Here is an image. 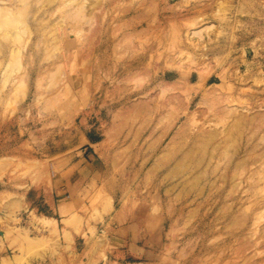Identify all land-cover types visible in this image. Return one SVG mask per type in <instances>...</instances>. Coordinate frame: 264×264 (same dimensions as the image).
<instances>
[{
    "label": "rangeland",
    "instance_id": "obj_1",
    "mask_svg": "<svg viewBox=\"0 0 264 264\" xmlns=\"http://www.w3.org/2000/svg\"><path fill=\"white\" fill-rule=\"evenodd\" d=\"M0 264H264V0H0Z\"/></svg>",
    "mask_w": 264,
    "mask_h": 264
},
{
    "label": "crops",
    "instance_id": "obj_2",
    "mask_svg": "<svg viewBox=\"0 0 264 264\" xmlns=\"http://www.w3.org/2000/svg\"><path fill=\"white\" fill-rule=\"evenodd\" d=\"M88 148H89V151H91L90 154L95 155L94 150H92V148H91L90 146H89ZM86 149H87V148H86ZM86 149H84V151L81 152V155H82L83 157L86 158V160H84V163L88 165V164L91 163V161H93L94 156H92L91 158H89L88 154H85ZM90 156H91V155H90ZM53 192H57L56 189H55V187H53ZM58 206H59V208L61 207V205H58ZM53 208H54V210H55V207H53ZM59 208H58V211H59Z\"/></svg>",
    "mask_w": 264,
    "mask_h": 264
},
{
    "label": "bare ground",
    "instance_id": "obj_3",
    "mask_svg": "<svg viewBox=\"0 0 264 264\" xmlns=\"http://www.w3.org/2000/svg\"><path fill=\"white\" fill-rule=\"evenodd\" d=\"M43 220L49 221L50 219L42 218ZM42 222V221H41ZM52 222V221H51ZM46 224V222H44ZM49 223V222H48Z\"/></svg>",
    "mask_w": 264,
    "mask_h": 264
}]
</instances>
